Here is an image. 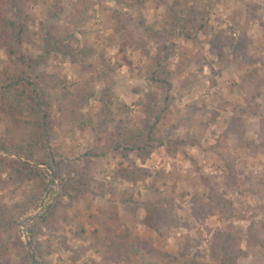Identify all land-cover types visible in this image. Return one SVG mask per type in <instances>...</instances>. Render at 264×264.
<instances>
[{
    "label": "rangeland",
    "instance_id": "374dc122",
    "mask_svg": "<svg viewBox=\"0 0 264 264\" xmlns=\"http://www.w3.org/2000/svg\"><path fill=\"white\" fill-rule=\"evenodd\" d=\"M80 1L35 0L26 9L33 35L21 50L33 60L43 54L42 29L52 28L62 38L73 33L35 68L59 81L52 91L54 127L48 140L62 161V176L55 161L52 166L30 162L47 171V191L39 208L19 219L22 246L8 260L0 257V264L32 263L29 227L57 199L68 221L43 238L53 242V264H70V257L77 264H115L104 259V249L121 241L136 251L119 264H221L212 257L211 242L217 231L229 228L245 253L237 264H264V0H86L83 13ZM2 16L15 20L11 0H0ZM195 19L204 28L186 39L179 34L181 24ZM1 25L0 20V30ZM213 44L222 45L221 53ZM83 48L93 53L72 63L68 53ZM159 66L171 73L169 89L150 81ZM5 69L18 74L25 68L0 47V76ZM166 96L169 110L154 133L165 145L154 143L145 164L117 152L91 161L85 157L100 124L109 131L119 121L131 128L148 126ZM69 103L76 113L61 114L59 107ZM39 121L34 114L13 120L0 111V137L26 140ZM136 166L148 169L150 177L136 184L114 179L117 168ZM6 181L3 173L0 205L8 206L21 203L22 192L41 183L34 179L17 187ZM210 189L233 201L232 213L199 223L191 215V198L207 200ZM124 192L138 203H116ZM162 198L172 200L170 217L156 232L143 222L145 208ZM81 230L84 235L76 237ZM138 239L167 256L151 257L137 246Z\"/></svg>",
    "mask_w": 264,
    "mask_h": 264
},
{
    "label": "trees",
    "instance_id": "16d2710c",
    "mask_svg": "<svg viewBox=\"0 0 264 264\" xmlns=\"http://www.w3.org/2000/svg\"><path fill=\"white\" fill-rule=\"evenodd\" d=\"M35 0H11L15 20L8 21L3 16L0 17L2 22L0 30V47L4 49L7 56L17 61L21 69L18 74L9 70H4L0 76V111L16 120L17 117L26 114L37 115L40 121L36 124L37 130L29 134L26 140L9 141L0 137V181L3 173L7 174V181L14 186H22L34 179L40 180V185L31 187L22 192L23 201L14 206L0 205V257L8 260L17 246H22L19 240V219L28 215L39 208L47 191V171L42 168L31 165L30 162L40 163L42 165L52 166L55 161L58 165V176H62V161L55 151L50 149L48 137L54 127L53 106L55 96L52 91L57 87L59 81L54 80L52 75L46 76L35 72V68L45 63L46 59L54 51L55 45L62 39L73 38L70 32L66 37H56L52 34L51 29H42L43 45L40 49L43 54L38 55L36 60L30 55L22 52L21 47L24 42H32L31 32L28 26L30 15L26 11L29 3ZM80 13L88 9L86 0H81L78 6ZM131 19V18H130ZM173 23L179 25L181 19L174 16ZM140 24L149 30L143 22ZM204 28L201 19H195L192 22L181 24L179 34L186 39L193 40ZM173 33V32H170ZM219 41V40H218ZM221 44H213L218 53H221ZM68 48V47H67ZM93 51L83 48L78 53H68L69 60L72 63L77 62L78 55L86 57ZM106 75V73H104ZM107 76V75H106ZM150 81L153 84L171 88V73L164 67L159 66L155 69ZM89 86L86 88L88 91ZM82 95V92H79ZM169 96L165 97V106L154 107V121L148 126L131 128L129 125L119 121L113 131H109L107 124L104 122L99 125L96 132L95 146L85 157L91 161L93 158H104L110 153H120L124 158L135 155L141 164H145L152 154V145L157 142L158 146H164L162 141H157L155 130L165 118L169 110ZM73 103V102H71ZM75 103V102H74ZM77 104V103H76ZM76 105L66 104L59 107V112L65 111L76 113ZM185 145H194L191 140H181ZM169 150V148H167ZM44 153V154H43ZM46 153V154H45ZM234 173V170H231ZM114 179H121L126 182L136 184L150 177V171L143 167L117 168L113 175ZM208 185L207 178H204ZM211 194L206 197L195 195L191 198V215L199 223H202L208 216L228 215L232 213L233 201L226 199L223 195L210 189ZM102 195V194H101ZM165 204H162V203ZM116 203L129 204L138 203L134 194L124 192ZM172 205L170 199H160L149 203L145 208L144 224L158 232L160 226L170 217L169 207ZM68 216L63 209V201L57 199L51 206L47 205L43 209L42 215L35 219L29 227L30 247L33 250L31 264H53L49 257L53 253V242L49 237L45 240L47 233H53L59 230L62 222H67ZM85 231L77 232L76 237H82ZM238 234L233 228L227 231H217L211 242L212 257L221 264H237L238 259L244 256L238 243ZM137 246L144 247L151 257H165L167 254L154 250L149 244L137 240ZM130 244L126 241L111 243L104 249V259L112 263L119 264L129 254L135 252ZM22 264L23 261H22ZM70 264H77L76 257H70ZM191 264H200L191 262Z\"/></svg>",
    "mask_w": 264,
    "mask_h": 264
},
{
    "label": "water",
    "instance_id": "95a60500",
    "mask_svg": "<svg viewBox=\"0 0 264 264\" xmlns=\"http://www.w3.org/2000/svg\"><path fill=\"white\" fill-rule=\"evenodd\" d=\"M51 183L53 184L55 182V178H56V172L54 170L51 171ZM34 218H30L29 220H33Z\"/></svg>",
    "mask_w": 264,
    "mask_h": 264
}]
</instances>
